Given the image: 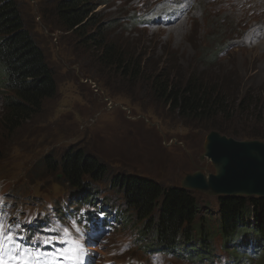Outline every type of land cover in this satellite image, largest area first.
<instances>
[{
  "label": "rangeland",
  "instance_id": "obj_1",
  "mask_svg": "<svg viewBox=\"0 0 264 264\" xmlns=\"http://www.w3.org/2000/svg\"><path fill=\"white\" fill-rule=\"evenodd\" d=\"M14 1L28 33L53 70L56 93L44 100L38 113L30 115L31 121L14 129L4 125L3 104L0 103V176L2 165H6V174L0 177V203L6 199L12 204L9 216L14 220L16 214L26 218L54 217L52 209L54 206L60 209L56 204L63 192L45 171L41 160L48 154L58 157L67 147L76 146L85 154H94L112 175H136L158 181L163 186L179 185L185 174L200 168L205 173L210 172V163L207 160L200 163L199 156L194 157L190 147L183 145L190 137L191 145L199 146L210 132L200 138L195 134L186 136L187 131L177 128L178 122L172 120L160 126L168 115H156L157 119L149 110L150 84H144L143 80L131 83L114 74L110 67L101 65L96 60L97 50L82 42L83 36L66 31L58 23L53 0ZM95 1L98 3L95 9L99 14L98 24L109 28L108 39L121 51L145 57L144 73L151 70L156 76L169 74L174 80L195 74L205 79L204 82L212 80V83L224 75H232V81L226 83L227 101L233 95L239 100L245 92L254 96L256 102L262 100L264 0ZM135 11L144 21L139 27L130 25L138 22ZM93 31V27L86 29L87 34ZM249 114L237 115L229 122L219 117L221 126L241 130L253 123L262 130L264 124L256 119L264 120V116ZM58 175L56 172V179ZM109 178L105 180L107 183ZM107 183L97 185V203L118 209L123 201ZM199 196L200 212L208 211L212 220L217 200ZM18 220L22 228L18 222L14 228L20 236L28 224L21 218ZM53 221L54 226H67L68 233L78 241L75 229H82L81 224L74 220ZM137 230L136 224L120 226L104 238L93 251L98 264L110 260L112 264L114 261L121 264H192L145 252L147 250L136 245ZM214 247L223 262L217 239ZM247 253L246 260H231L230 263H260L251 260L252 252Z\"/></svg>",
  "mask_w": 264,
  "mask_h": 264
},
{
  "label": "trees",
  "instance_id": "obj_2",
  "mask_svg": "<svg viewBox=\"0 0 264 264\" xmlns=\"http://www.w3.org/2000/svg\"><path fill=\"white\" fill-rule=\"evenodd\" d=\"M53 2L58 23L66 31L83 36L82 42L97 50L96 60L101 65L110 67L114 74L131 83L143 80L144 84H150L152 100L148 108L153 115H168L172 122H178L177 128L199 138L214 131L237 141L264 143V128L259 130V126L249 123L245 129L236 130L221 126L220 122V119L229 122L233 117L247 116L249 112L251 116H264V96L256 102L254 96L245 92L239 100L233 95L227 101L226 83L232 81V75H224L212 83V80L204 82L205 79L195 74H190L187 79L174 80L169 74L156 76L151 70L144 73L145 57L121 51L113 40L108 39L109 28L98 24L99 14L95 12L98 3L95 0ZM18 8L14 0H0V88L6 93L2 116L4 125L12 129L31 121L30 115L38 113L44 100L56 93L53 70L28 33ZM89 27L94 31L87 34ZM257 120L264 124L263 119ZM201 147V143L195 147L193 155L197 156ZM45 162L48 171L61 175L55 182L63 186L67 194L70 193L75 205L92 204L97 185L106 184L105 180L110 176L108 187L121 197L125 212L152 236L150 250H159L177 259L186 254L187 262L212 264L215 261L212 241L218 237L221 248L229 249L236 262L244 257L238 247L244 250L243 246L248 245L253 246L256 260H264V198H219L217 219L211 223L198 216V193L180 186L163 187L136 175H112L104 163L85 154L82 148L70 147L57 161L47 157ZM237 239H240L239 243L233 245Z\"/></svg>",
  "mask_w": 264,
  "mask_h": 264
},
{
  "label": "water",
  "instance_id": "obj_3",
  "mask_svg": "<svg viewBox=\"0 0 264 264\" xmlns=\"http://www.w3.org/2000/svg\"><path fill=\"white\" fill-rule=\"evenodd\" d=\"M201 161L207 160L214 173L187 174L182 187L208 196L264 197V144L238 142L210 132L204 140Z\"/></svg>",
  "mask_w": 264,
  "mask_h": 264
},
{
  "label": "snow or ice",
  "instance_id": "obj_4",
  "mask_svg": "<svg viewBox=\"0 0 264 264\" xmlns=\"http://www.w3.org/2000/svg\"><path fill=\"white\" fill-rule=\"evenodd\" d=\"M64 236H68V230L64 229ZM19 239H23L20 237ZM17 237L12 233L3 218H0V264H41V258L34 252L26 250L22 244L16 242ZM58 243H68L66 240ZM47 243V242H46ZM64 258L71 264H79L82 248L76 242H71V247L60 250Z\"/></svg>",
  "mask_w": 264,
  "mask_h": 264
},
{
  "label": "bare ground",
  "instance_id": "obj_5",
  "mask_svg": "<svg viewBox=\"0 0 264 264\" xmlns=\"http://www.w3.org/2000/svg\"><path fill=\"white\" fill-rule=\"evenodd\" d=\"M47 157H50V159H52V160H54V161H57V158H56V157L54 158L51 154H48V155H45V156L42 158V160H41L42 165H46L45 159H46Z\"/></svg>",
  "mask_w": 264,
  "mask_h": 264
}]
</instances>
